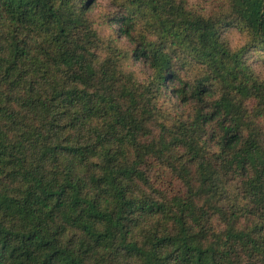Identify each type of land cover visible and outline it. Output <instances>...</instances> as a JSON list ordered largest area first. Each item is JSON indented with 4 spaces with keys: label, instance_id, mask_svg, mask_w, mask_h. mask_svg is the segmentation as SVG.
<instances>
[{
    "label": "trees",
    "instance_id": "obj_1",
    "mask_svg": "<svg viewBox=\"0 0 264 264\" xmlns=\"http://www.w3.org/2000/svg\"><path fill=\"white\" fill-rule=\"evenodd\" d=\"M210 1L0 0V264H264V0Z\"/></svg>",
    "mask_w": 264,
    "mask_h": 264
},
{
    "label": "clouds",
    "instance_id": "obj_2",
    "mask_svg": "<svg viewBox=\"0 0 264 264\" xmlns=\"http://www.w3.org/2000/svg\"><path fill=\"white\" fill-rule=\"evenodd\" d=\"M97 2H99V0H97ZM109 3L110 0H105V12H107ZM220 41L226 44L227 49L231 54L237 55L250 45L252 35L247 29L240 30L236 27H231L223 31V34L220 35ZM250 56L251 58L249 59V62L255 66L256 70H258L256 74L264 76V52L254 50Z\"/></svg>",
    "mask_w": 264,
    "mask_h": 264
},
{
    "label": "rangeland",
    "instance_id": "obj_3",
    "mask_svg": "<svg viewBox=\"0 0 264 264\" xmlns=\"http://www.w3.org/2000/svg\"><path fill=\"white\" fill-rule=\"evenodd\" d=\"M193 7H195V9L198 10H209V6L211 4L210 0H187ZM254 50L249 52V55L247 56L246 60L248 61V64L251 66V68L255 71V73L258 71L255 69V66L249 62V59L251 58L250 54L253 52ZM134 70L136 71L137 74L141 75L142 72L145 71L144 65L140 64V63H136L134 65ZM259 77L264 78V76H260L257 75Z\"/></svg>",
    "mask_w": 264,
    "mask_h": 264
}]
</instances>
